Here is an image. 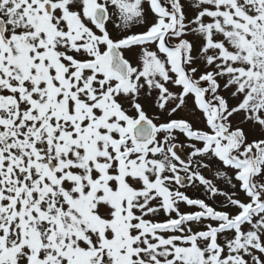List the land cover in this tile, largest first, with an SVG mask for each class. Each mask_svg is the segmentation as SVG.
<instances>
[{"label": "rangeland", "instance_id": "obj_1", "mask_svg": "<svg viewBox=\"0 0 264 264\" xmlns=\"http://www.w3.org/2000/svg\"><path fill=\"white\" fill-rule=\"evenodd\" d=\"M43 1L0 0L7 32L10 28L14 34L8 49L12 48L13 59L9 68L8 63L1 61L6 58H0V103L5 100L8 103L14 102V105L9 106L8 114L4 110L1 112L9 117L12 115L9 112L14 111L17 103L23 108L22 117H15L11 128L0 123V233H5L4 226L11 228L6 234L9 237L6 251L3 249L0 252V264H28L27 258L29 261V256L37 248L35 242L43 244L41 260L36 264H69V258L64 252H71V249L78 247L90 252L93 247L100 248L105 238L113 236L110 227L100 234L88 214L110 222L113 219L122 220L128 213V209L122 214L118 213V206L111 203V194H108L117 187V180L112 175L118 173V162L113 161L112 157L118 148L124 150L130 145L129 135L125 136V130H122V127L129 128L128 123L118 119L114 113L101 114L104 110L102 107L111 109L115 105L107 97V90L112 89L114 80L106 83V86L104 82H94L97 67L90 70L85 67L81 76L72 77L73 81H77V86L72 83L74 97L69 94L65 96L61 91L52 100V109L58 112V116L51 117L50 121L43 120L37 109L30 111L25 100H10L6 80H16L15 77L21 75L14 61L18 53L28 54L31 61L33 58L49 59L43 53L50 48L40 43L46 36L37 30V20L43 15L40 9ZM50 1L58 30L67 31L65 37L55 36L50 44L57 52L58 59L65 60L69 55V58L82 65L87 62L92 65L91 62H96L101 53H105L108 37L116 42L135 38L139 40L144 35L165 29L162 21L167 24L171 22L169 18L160 21L146 0ZM181 1L188 16V24L184 28L189 33L178 36L171 31L170 40L177 43L180 38H186L192 54V59L186 63L189 68L195 69L194 77L210 76L211 80L220 84L215 97L221 101L223 98L227 100L220 117L222 121L225 117V124L232 133L236 131L234 134L237 140L242 142L240 146L252 144L254 150L257 147L261 149L264 146V0ZM96 3L104 4L109 13L103 27L92 22L93 6ZM65 12L77 14L75 16L81 18L79 20L83 29L91 34L92 48H79L82 41L70 39V25L63 17ZM22 33L25 34L24 40L19 36ZM84 39H87L86 36ZM19 45L30 46V53L27 50L19 52ZM157 46L160 45L143 40L133 45H121L122 54L130 65L129 79L132 87H121L116 90L119 92H114V97L127 116L126 120L137 118L138 121L141 115H145L155 125H160L148 143L149 148L160 152H149L144 167L140 165L142 146L130 156V163L138 164L125 178L133 190L138 191L131 202L138 212H143V218L154 222L174 219L179 214L196 209L184 200H176L173 195L163 207L165 197L157 194L150 183L165 177L164 181L171 192L202 199L218 211L236 218L243 206L252 202L241 189L235 170L226 167L225 162L219 158L218 148L187 140L185 134L176 128L164 127V124L187 123L188 129L195 133L212 132L205 125L206 118L201 108L197 107V102L194 100V104L191 97H179L178 89L172 84L173 64ZM97 50L99 52L92 58L91 51ZM6 52L0 51V57ZM40 84L41 88L35 93L39 101L36 108L46 110L50 107L44 103L50 94L45 99L46 88L43 83ZM92 92L103 93L98 98L100 106L94 105L96 95ZM88 104L94 105V109ZM91 110L93 116L90 118H93V122L100 119L97 128L93 126V133L89 132L90 118H87ZM27 111L30 113L26 115ZM32 114L35 115L30 117ZM83 118H86L85 121ZM50 129L53 132H49ZM122 136L126 138V143L119 145ZM175 141L181 144L192 159L193 164L189 167L171 161L169 147ZM81 142H87V146L84 147ZM32 150L39 160L34 165L30 159ZM16 154L24 158V161H30L19 169L14 170L13 167L11 175L6 177L3 168L9 165L11 158L18 157ZM50 159L55 163V178L46 173L45 165ZM30 166L33 167L32 172ZM24 168L27 169L25 173ZM14 171L18 174H12ZM177 173L187 176L188 181L184 187L177 185ZM193 173L207 177L206 181L202 177L201 181L197 180ZM261 178L264 181V165ZM168 192L165 190V194ZM126 201L127 198L117 205ZM138 205L142 209L136 208ZM217 227L218 222L210 218L184 221L175 233L192 235L196 232H215L220 249H211L210 238H204L193 251L187 250L178 256H175L172 243L162 239L168 237L170 231L140 233L136 240L139 247L137 264H213L215 252L219 254L218 264H257L258 259L264 264V212L252 216L249 222L240 226L239 231L217 232ZM95 250V254H90L91 261L94 257L92 264H115L112 253L103 251L98 255ZM6 258L10 260L6 261Z\"/></svg>", "mask_w": 264, "mask_h": 264}, {"label": "trees", "instance_id": "obj_2", "mask_svg": "<svg viewBox=\"0 0 264 264\" xmlns=\"http://www.w3.org/2000/svg\"><path fill=\"white\" fill-rule=\"evenodd\" d=\"M170 1L172 0H153V3L155 5L163 4L164 6H168L170 5L169 3ZM176 17H179V12H177ZM177 27H178V22H175L171 27H169V30L174 31L176 30ZM85 36L87 39H84ZM71 40H81L82 43L79 44V48L82 49L84 48L89 49V47L92 48L91 34L90 32H87L82 28L78 29L77 32L72 30ZM94 48L96 49V47ZM0 51L3 50L0 49ZM91 52L93 53V51ZM95 53L96 51H94V54ZM104 55H105V60L107 61L106 53ZM8 102L9 101L3 100L2 104L0 103V122L4 116V114H2L1 111L7 109L6 107H8L9 104ZM218 106L219 105L214 106L215 107L214 113L218 112L219 110ZM40 116L43 118V120L50 121L51 117L58 116V112L49 113V111H43L41 109ZM55 120L58 121V118H56ZM11 124L12 122H10V125ZM5 127L9 129V126H5ZM175 127L176 126L174 124H170L165 128L175 129ZM91 131L89 132L91 133ZM49 132H53V130L50 129ZM229 143L233 146L232 148H230V154L235 159L234 166L236 167L239 175L241 176L244 174L246 178V182L242 183L240 181V184L244 186V188L246 187L248 195L252 201V204L243 206L242 212L238 214L236 218H231L229 214H227L226 212L218 211L217 209H214L212 206H203L202 210L204 211L200 212V216L210 217L215 221H217L218 222L217 232H224V231L238 229L241 226V224H243L244 222H248L252 216L264 211V181L261 178V176L258 175L260 174V164L262 159L261 153L264 152V150L259 149V151L256 153L254 151V148H252V146H240L241 143L237 141L235 137L234 139L229 141ZM154 150L155 149H149L145 147V149H143L141 153L142 158L144 157L146 158L148 152L150 151L153 152ZM129 163L130 161H128L127 163H122L120 166V174L123 177L133 172L135 170L134 168L138 165L137 163L131 162L128 167ZM140 165L145 166V161L144 163L141 162ZM164 178L165 177L159 179V181L156 182L154 181L150 183V186H153V188L156 189L157 194H159L160 196H164L165 194L164 190L169 189L168 185L164 181ZM129 188L131 194L132 192H134L135 194L138 193L136 189L133 190L131 187ZM115 193L117 194L116 198L119 200L118 191L115 190ZM136 208L142 209L140 205H138ZM142 213L143 212H138L137 209L135 208L132 209L130 207L128 213L124 215L122 220L120 221L113 220L107 222V225L103 224L102 227L100 226L97 228L100 234H103V231L107 227H110L114 232L113 236L109 239L105 238V240L101 242L100 246L103 248L104 251H109L110 254L112 253V255L114 256L115 264H137V259H139L137 254L139 247L137 246L136 243L138 235L143 232L153 231L157 228L162 230L168 228V230L172 232L169 234L168 237H162V239L168 240L169 243H172L174 247L173 250L175 252V256L183 254L187 250L193 251V249L198 247L199 242L204 240V238H201V235L205 236L206 233L196 232L195 234L190 235L188 237H184L183 235L175 233L176 228L180 226V224H182L187 219L190 220L194 219V217L181 215L170 221L154 222L152 220L143 218ZM139 221L141 223H139ZM157 223H159L158 224L159 226H151ZM213 234L214 236L213 238H211V241L209 242V247L211 249H215L218 251L220 247L216 242V237H215L216 233L213 232ZM92 249L93 250L88 252L78 247L71 249V252L68 251V253H65V255L69 258V264H92L94 257L92 258L91 261L90 254H95L94 250L95 249L97 250V248L93 247ZM216 253L217 252H215V260L213 261V264H218L219 261V254ZM144 264H150V263L144 262ZM257 264H260L259 260Z\"/></svg>", "mask_w": 264, "mask_h": 264}, {"label": "flooded vegetation", "instance_id": "obj_3", "mask_svg": "<svg viewBox=\"0 0 264 264\" xmlns=\"http://www.w3.org/2000/svg\"><path fill=\"white\" fill-rule=\"evenodd\" d=\"M93 1V0H91ZM102 2H104V0H101ZM107 2V1H106ZM182 2V1H181ZM99 3H96L94 4L95 5H98ZM100 5H103L104 4H100ZM93 6V8H94ZM181 6L183 9V11L185 12V8L183 6V3H181ZM43 13V12H42ZM69 12H65L64 13V16L67 15ZM93 13V11H92ZM44 15V14H43ZM70 15L75 18V19H80L79 16H75L77 14L74 15L70 13ZM79 20L81 26H82V23L81 21ZM53 28H55V23L52 25ZM165 41L168 42V44L170 46H172V41H170L169 39L165 38ZM30 49V46H25L24 45H19V52L21 50H29ZM102 53H101V56L100 58L97 60L96 62V67H97V70L95 72L96 76H95V80L94 82H101V83H105V86H106V83L110 82L111 80H114L115 81V84L114 86L112 87V89H109L107 90V97H110L111 100H117L116 97H114V92L117 93L119 91H116V90H119L121 87H124V86H130L132 87V85L128 84V85H121L120 82H119V79H118V76L116 73H113L111 72L110 70H107L104 66V60H102ZM10 57H11V53L9 51V54L6 55V59L4 60V62H6V64L8 63V68H9V65L12 64L13 61H9L10 60ZM21 59H17V60H14L16 61L15 64H18V69L19 71H21V75L18 77H15V79H11L9 78L8 80H6V86H7V89H8V94L10 96V100H15V102L17 100H21V101H26L27 102V105L29 107V110L33 111V110H36L38 108H36V106L38 105L39 101H37V97L35 95V93L37 91L38 88H41V84L40 83H43L45 88H46V92H45V98H47V94L49 93L50 94V103H48V105L50 106V111L53 112L54 109H52V106L54 105V100L55 97L58 95L59 92L63 91L65 94V96H67L68 94L71 93V90H72V74H75L77 73V70H75L76 68H80L79 69V75L81 76L82 73L85 72V66H78V65H75L73 66V64H75L74 62H72L70 59H65V60H62L61 58L59 59H54V58H51V59H47V60H40V59H32L29 60V57L28 56H24V54H20ZM22 57H25L24 59ZM100 60V61H99ZM181 68H183V76L179 75V76H172V84L175 88L178 89V95L179 97L180 96H184V98H187V97H191L192 100H201V99H204V100H210V94H213V91H214V88H215V82L213 80H211V78L207 79V80H200L198 77H193V76H189L191 73H193V71H195V69L193 68H189L187 66V63H182L181 65ZM87 69V68H86ZM8 71V70H7ZM41 79H43V82H40ZM186 79H188L189 81H192V87H189L187 85V82H186ZM55 81H58V82H55ZM83 87L85 85H82ZM106 88V87H105ZM190 89V91L187 92V90ZM211 90H213L211 92ZM211 92V93H210ZM36 93V94H37ZM97 93H100V92H97ZM101 94L103 93H100L98 94L99 96H101ZM223 98V97H221ZM223 101H225V98L222 99ZM14 102H10L8 104V107H6L7 109H4V111H6V114H8V108L10 105H14L13 104ZM202 108H203V105H200ZM23 108L20 107V104H16L15 108H13V112L9 114L13 117H22L21 113L23 114V112L21 111ZM110 108H108L107 110H109ZM115 110V108H111L109 110L108 113H113ZM21 111V112H20ZM30 111H27L26 112V115L30 113ZM37 111V110H36ZM104 112V110H103ZM37 113V112H36ZM35 115V114H34ZM33 114L30 115V117L34 116ZM9 116V117H11ZM86 118H83V121H85ZM224 121H221L219 119H215V123L216 125L218 126L219 128V131H220V135L222 134L223 131H225L228 126L225 124V117L223 119ZM206 123V126L208 127V129H211V133L213 134V136H216V134L214 133L215 132V128H214V124L210 123L209 121L205 122ZM35 132V131H34ZM212 136V137H213ZM212 137H208L209 139H211ZM212 140V139H211ZM32 143H35V141H33ZM33 150H32V156H31V162L32 164L34 165L36 162H38V155H33ZM17 155V154H16ZM18 156V155H17ZM24 158H21V157H16L15 159L11 158L10 162L8 163L9 165H5L3 169L4 170V175L7 177L8 174H11V169L14 167V170L15 169H19L21 168L22 166L26 165V163H28L30 161V159L28 161H24L23 160ZM4 162H7L6 160ZM1 164V163H0ZM30 171L32 172V169L33 167L30 166ZM24 173L26 172V168H24ZM34 173V172H33ZM12 174H18L16 173L15 171L12 173ZM22 175V174H20ZM193 176H195L196 178H198V174L197 173H193ZM27 178V177H25ZM10 227V225H9ZM6 228V231L9 232L10 229L7 228V227H4Z\"/></svg>", "mask_w": 264, "mask_h": 264}, {"label": "water", "instance_id": "obj_4", "mask_svg": "<svg viewBox=\"0 0 264 264\" xmlns=\"http://www.w3.org/2000/svg\"><path fill=\"white\" fill-rule=\"evenodd\" d=\"M52 2L46 0L42 3L41 8L45 12L46 16L52 18ZM108 15V12L102 6H96L93 13V20L95 23L103 26L104 21ZM0 45L3 48H7L9 41L6 37V23L5 20L0 16ZM108 54L110 57V69L117 72L120 77L125 80L128 78V63L123 58L118 46L115 43H110L108 48ZM155 131V125L152 121L147 119L145 116H141L137 124L133 127V135L135 141L148 142L152 139ZM171 155L182 165L189 166L192 163L189 155L182 148L180 143H174L171 147ZM47 173L52 176L55 171V163L50 160L46 163ZM177 183L180 186H185L187 178L184 174H178ZM102 253V249L98 250V254ZM38 260V257L36 258Z\"/></svg>", "mask_w": 264, "mask_h": 264}]
</instances>
